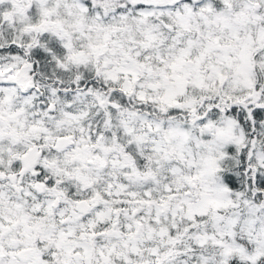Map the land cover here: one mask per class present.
I'll use <instances>...</instances> for the list:
<instances>
[{"label":"snow or ice","instance_id":"6c2138e0","mask_svg":"<svg viewBox=\"0 0 264 264\" xmlns=\"http://www.w3.org/2000/svg\"><path fill=\"white\" fill-rule=\"evenodd\" d=\"M0 264H264V0H0Z\"/></svg>","mask_w":264,"mask_h":264}]
</instances>
